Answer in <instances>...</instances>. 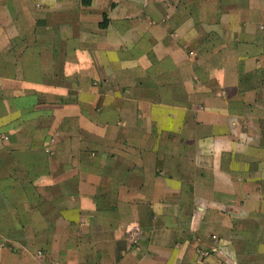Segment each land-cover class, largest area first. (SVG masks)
Returning a JSON list of instances; mask_svg holds the SVG:
<instances>
[{"label":"crops","instance_id":"0c3cea01","mask_svg":"<svg viewBox=\"0 0 264 264\" xmlns=\"http://www.w3.org/2000/svg\"><path fill=\"white\" fill-rule=\"evenodd\" d=\"M0 264H264V0H0Z\"/></svg>","mask_w":264,"mask_h":264},{"label":"trees","instance_id":"16d2710c","mask_svg":"<svg viewBox=\"0 0 264 264\" xmlns=\"http://www.w3.org/2000/svg\"><path fill=\"white\" fill-rule=\"evenodd\" d=\"M84 5H89L91 3V0H83Z\"/></svg>","mask_w":264,"mask_h":264}]
</instances>
